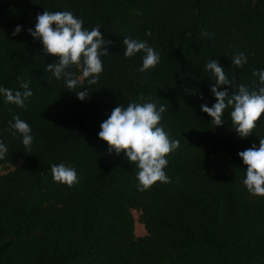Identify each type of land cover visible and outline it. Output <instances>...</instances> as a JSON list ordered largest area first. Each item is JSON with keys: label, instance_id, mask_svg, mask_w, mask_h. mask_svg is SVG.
<instances>
[{"label": "trees", "instance_id": "obj_1", "mask_svg": "<svg viewBox=\"0 0 264 264\" xmlns=\"http://www.w3.org/2000/svg\"><path fill=\"white\" fill-rule=\"evenodd\" d=\"M44 10L70 11L112 41L97 83L69 90L45 70L58 57L27 31ZM125 37L146 41L159 64L139 72L144 53L125 58ZM210 59L233 81L218 90L260 86L252 73L264 70V0H0V87L15 93L28 82L33 93L24 108L0 94V165L20 161L0 174V264H264V197L243 185L238 156L259 147L264 115L246 138L231 127V107L223 125L211 123L200 108L215 103ZM85 88L81 101L75 91ZM132 102L164 105L161 125L179 141L166 157L170 182L147 191L137 190V167L97 135L114 107ZM14 116L31 127L28 153L9 129ZM60 163L76 169L75 186L53 182Z\"/></svg>", "mask_w": 264, "mask_h": 264}, {"label": "clouds", "instance_id": "obj_2", "mask_svg": "<svg viewBox=\"0 0 264 264\" xmlns=\"http://www.w3.org/2000/svg\"><path fill=\"white\" fill-rule=\"evenodd\" d=\"M96 26L87 30L81 18H77L70 11L49 12L44 10L36 17L34 30L27 29L28 33L39 40L42 53L58 57V60L47 64L46 71H50L56 79L63 78L66 89L74 90L86 80L89 85L97 83L103 72L102 57L109 55L107 40ZM21 31L17 25L12 35ZM150 36L151 32H146ZM202 35H207L202 33ZM125 46L123 55L131 58L143 52L142 65L139 72H148L160 62L159 53L148 45L146 41H138L125 37L122 41ZM247 62L244 53L236 54L232 63L238 67ZM75 66L81 70L78 78L68 69ZM210 78L215 81L210 91L215 97L211 107L201 104L200 108L211 117L215 126L224 124L222 119L224 110L231 107V127L240 138H246L253 133L257 121L264 115V70H253V76L258 77V88L249 90L240 85L238 91L229 95L227 89L218 90L222 85H232L233 81L225 74L224 68L217 60L210 59L205 65ZM23 91H13L0 87V94L5 103L14 104L24 108L25 100L33 95L28 82H21ZM79 100L84 101L90 96L87 88L84 91H75ZM202 98V96H201ZM166 111L164 105L154 102L129 103L126 107L117 105L111 110L107 119L100 124L98 138L106 142L108 152L119 155L123 153L130 164H134L138 171L136 187L138 191L149 190L156 182L169 183L170 179L164 169L168 164L166 157L179 147V141L170 139L169 134L161 125L162 113ZM14 121V122H13ZM9 122V129L15 138L17 134L22 137V144L26 152L30 150L32 136L30 125L19 116H14ZM8 152L3 142H0V159ZM238 156L246 165V174L242 183L252 196L264 197V138L259 140V147L253 144L246 150L238 152ZM51 175L54 183L66 185L71 188L79 182L76 169L63 163L51 166Z\"/></svg>", "mask_w": 264, "mask_h": 264}, {"label": "rangeland", "instance_id": "obj_3", "mask_svg": "<svg viewBox=\"0 0 264 264\" xmlns=\"http://www.w3.org/2000/svg\"><path fill=\"white\" fill-rule=\"evenodd\" d=\"M19 163H20V161H17L16 163L10 164V165H0V174L6 172L8 170H11L15 166H17ZM132 216H133L134 235H136V236L143 235L145 232L142 228V225L136 221V212L135 211H132Z\"/></svg>", "mask_w": 264, "mask_h": 264}]
</instances>
